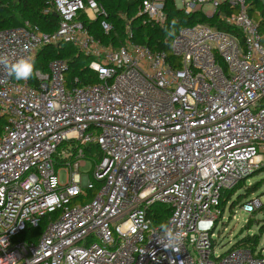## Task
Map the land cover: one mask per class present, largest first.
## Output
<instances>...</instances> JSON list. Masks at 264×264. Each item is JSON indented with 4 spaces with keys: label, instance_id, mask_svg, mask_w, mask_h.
<instances>
[{
    "label": "built area",
    "instance_id": "obj_1",
    "mask_svg": "<svg viewBox=\"0 0 264 264\" xmlns=\"http://www.w3.org/2000/svg\"><path fill=\"white\" fill-rule=\"evenodd\" d=\"M174 3L188 16L219 15L238 32L184 26L169 58L134 42L128 24L115 46L92 31L95 23L113 29L97 0H50L44 13L58 17L55 29L27 20L0 30V54L36 60L42 47L67 42L98 77L69 83L62 58L20 82L0 66V264H264L249 246L216 256L212 238L223 194L264 162L259 22L246 0ZM137 15L163 27L166 0H141ZM93 145L98 155L85 151ZM88 160L94 181L80 172ZM96 183L90 201L74 203ZM259 203L242 208L252 213ZM159 206L169 210L165 221ZM161 222L181 233L172 247L159 239Z\"/></svg>",
    "mask_w": 264,
    "mask_h": 264
},
{
    "label": "trees",
    "instance_id": "obj_2",
    "mask_svg": "<svg viewBox=\"0 0 264 264\" xmlns=\"http://www.w3.org/2000/svg\"><path fill=\"white\" fill-rule=\"evenodd\" d=\"M97 1L106 9L108 13V20L111 22L113 29L111 32L106 34L104 31H102L99 23L92 24L91 28L96 36L102 38V40L106 43H111L117 46L126 41L128 37L127 25L129 24L134 31V37L132 38L134 42L146 44L153 50L165 51L169 58L172 57L171 41L173 38L166 37L164 28L170 23L173 17L179 20V29L184 26L193 25L197 22H202L220 30L235 33L238 32L235 27L227 23L225 19L222 20L219 15L207 17L202 12H197L189 16L185 15L181 10L176 8L174 0H166V10L168 17L163 27H151L150 25L144 24V18L137 15L141 0ZM246 1L248 3V11L250 12V15L259 22L260 31L263 35L264 42V4H262L259 0ZM49 4L50 0H0V30L19 27L27 20L35 25H38L43 30L55 29L58 24V17L53 13H44V10L49 7ZM223 10L226 12V15H229L234 11L233 8H228L227 6H223ZM56 58L65 59L69 64V72L66 75L67 81L69 83L74 82L75 78H78L79 83L81 84L96 83L98 81L97 74L89 68L91 58L79 54L77 49L67 42L42 47V49L39 50L35 60L36 68L47 70L49 62ZM6 123L7 118L0 116V131L3 129ZM85 151L94 155H98L96 145L87 147ZM63 162L64 160L56 159V167H60ZM261 170L262 168L258 169L256 172ZM92 173L90 174V177L92 181H94ZM246 179L241 181L232 190L223 194L222 201L220 203V210L222 214L224 213L225 205L229 202L231 196L237 190H240L244 187ZM98 186L99 184L96 183L95 189L88 190L85 195L75 199L74 203L78 201H90L93 198L96 189H98ZM249 187L250 189L254 190L252 193L255 192L256 189L252 188V185L248 186V188ZM241 198L242 196H240V199ZM232 205L233 204L230 206ZM159 212L160 219L165 221L169 215V210L159 206ZM256 212L257 210L253 211L252 213L254 214ZM47 220L48 216L43 219L40 228L31 230V233L35 238L39 237V235L42 233ZM251 223L252 219H249L247 226H250ZM260 232H264V224L260 226ZM259 244L260 238L258 235L254 234L243 237L242 240L238 241L236 244H234V246H249L253 251H257Z\"/></svg>",
    "mask_w": 264,
    "mask_h": 264
},
{
    "label": "rangeland",
    "instance_id": "obj_3",
    "mask_svg": "<svg viewBox=\"0 0 264 264\" xmlns=\"http://www.w3.org/2000/svg\"><path fill=\"white\" fill-rule=\"evenodd\" d=\"M259 1L264 4V0ZM130 29L132 28L130 27ZM90 165L91 163L88 160L87 165L82 167L80 172L90 175L92 173ZM260 168L262 170L250 175L246 179L244 187L237 190L225 205L224 213L218 219L217 226L213 231L212 238L216 256L228 251L234 244L242 240L243 237L254 234L259 236L260 244L258 248L264 254V232H260V226L264 224V162ZM58 172L59 182L65 183L67 180L66 171L61 169ZM250 185L256 189L255 192L252 193L254 190L250 189V187L248 188ZM240 196H242L241 199ZM252 198H257L261 202L257 206V212L254 214L248 213L242 208V205ZM231 204L233 205L230 206ZM249 219H252V223L250 226H247Z\"/></svg>",
    "mask_w": 264,
    "mask_h": 264
},
{
    "label": "clouds",
    "instance_id": "obj_4",
    "mask_svg": "<svg viewBox=\"0 0 264 264\" xmlns=\"http://www.w3.org/2000/svg\"><path fill=\"white\" fill-rule=\"evenodd\" d=\"M179 20L173 17L170 23L164 28L166 37L174 38L179 29ZM0 66L6 70V74L17 82L27 81L38 75L35 58L32 56H21L16 59L10 58L8 54H0ZM160 229L163 233L160 241L172 247L181 238V233L174 231L167 222H161Z\"/></svg>",
    "mask_w": 264,
    "mask_h": 264
}]
</instances>
